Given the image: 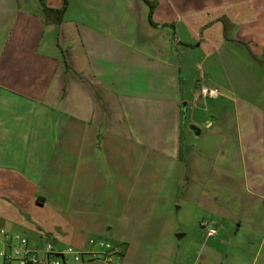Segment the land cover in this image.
<instances>
[{
  "label": "crops",
  "instance_id": "crops-1",
  "mask_svg": "<svg viewBox=\"0 0 264 264\" xmlns=\"http://www.w3.org/2000/svg\"><path fill=\"white\" fill-rule=\"evenodd\" d=\"M63 1L48 0L44 5L41 0H0V166L9 165L14 173L26 171L22 179L32 191L27 206L21 191H13L18 209L34 210V216H26L36 219V210L50 208L53 221L45 232L81 252H90L92 231L116 233L121 241L119 259L131 264L134 205L147 202L139 195L174 168L182 173L187 169L193 187L202 183L222 187L224 208H215L213 215L224 220L229 233L240 239L257 235L256 245L229 247L234 257L240 264H264V167L249 160L260 156L262 161L264 150L252 153L239 121L241 113L255 110V102L248 94L239 100L227 97L236 88L216 74L214 61L209 74L218 81L212 82L220 87V96L199 97L200 76H191L199 64L181 62L186 53L176 45V28L183 16L176 15L181 9L172 1L67 0L57 24L56 15H47L45 9H59ZM147 2L153 5L152 14ZM237 18L234 13L227 18L234 30H223L220 23L209 29L212 42L215 36L218 44L207 57L215 58L224 74L223 58L229 66L235 53L247 56L251 51L253 59L262 51L264 34H258L262 31H255L256 36L244 32ZM196 27L188 23L190 39L196 37ZM233 42L238 45L232 47ZM69 48L74 52L65 55ZM176 58L180 62L175 63ZM257 64V69L263 65ZM183 73H188L187 79ZM190 77L195 79L192 85ZM188 113L191 120L186 123ZM256 117L262 122L256 124L258 146L263 144L264 110ZM40 130L51 145L41 152L24 146L34 145ZM62 137L64 142L59 141ZM46 151L48 157L40 159ZM104 188H110L107 195ZM71 191L77 192L73 200ZM218 195L211 194L214 202ZM3 215L0 225L6 229L33 231L20 217L6 210ZM100 217L106 221H97Z\"/></svg>",
  "mask_w": 264,
  "mask_h": 264
},
{
  "label": "rangeland",
  "instance_id": "rangeland-1",
  "mask_svg": "<svg viewBox=\"0 0 264 264\" xmlns=\"http://www.w3.org/2000/svg\"><path fill=\"white\" fill-rule=\"evenodd\" d=\"M63 1V0H61ZM174 6H178L181 10L176 13L177 16L183 18L182 25L176 28V45L182 48L185 51V55L181 57V62L183 60V66H187L192 60V63L199 64L198 69H195V66L191 69L192 75L195 79L198 78L197 83H199V97L203 99H209V97H204L201 94L202 88H207L211 91H216L218 97L220 96V87L214 84L215 81L214 75H210L209 69L211 61H214L213 64H216V74H220L222 78L228 79L229 84L234 88V91H228L227 97L231 99L241 98L247 94L251 97L253 103L255 104V110L250 111L249 109L244 111L239 115V121L241 125V130L245 129V134L247 136L246 146L250 147L252 153L256 151L261 152L264 150V137L260 139V142L263 141L262 145H256V141L259 140L256 138V124H261L262 122L258 119L257 113H261V110H264V88L262 83H264V36L260 42L262 51L258 57H253V52L247 51L246 55L235 53L232 55L233 59H229V66H227L226 58H223L224 63V72L220 71L219 63L215 58H209L207 55L216 50L215 46L217 43V38L213 36L214 42H212V36L209 35L210 28L214 27L215 24L220 23L223 30H234V27H231L227 18L234 15H237L238 24L242 26L243 31L246 33H255L258 32L259 35L264 34V0H170ZM41 2L47 5L48 0H41ZM59 0H50V3L56 4ZM64 2V1H63ZM237 2H243V4H237ZM62 7V6H61ZM59 7V9L61 8ZM244 8V10H234L235 8ZM246 8V9H245ZM57 10V9H56ZM188 23H196L197 31L196 37L193 36L191 39L188 36ZM257 26L255 27V24ZM260 27V28H259ZM237 28V27H236ZM235 28V29H236ZM256 28V29H255ZM237 31V29H236ZM256 36V33L253 34ZM211 40V41H210ZM252 43V42H251ZM254 44V43H253ZM252 44V45H253ZM175 45V44H174ZM175 45V47H177ZM211 45V46H210ZM238 45L236 42L232 43V47ZM248 44L251 50H256V47H252ZM255 45V44H254ZM253 45V46H254ZM214 46V47H213ZM242 47V46H241ZM78 45L74 46L76 50ZM244 52L245 49H239ZM253 50V51H254ZM73 49L64 50L65 55L68 52H71ZM192 56V59L190 57ZM251 56V58H250ZM68 57V56H67ZM66 60V59H65ZM69 60V57H68ZM175 60V59H174ZM257 61L262 62L260 69L255 67ZM175 63L180 62L179 58H176ZM258 65V64H257ZM234 68V69H233ZM190 73V72H189ZM188 74V73H187ZM183 73L184 78H188V75ZM191 74V73H190ZM209 78V81H208ZM185 79V80H186ZM193 77L189 78V85H192L194 81ZM241 82V84H238ZM202 86V87H201ZM253 88V89H252ZM185 89H188L186 87ZM191 117L190 113L186 116V123L190 122ZM186 128L184 131L187 133ZM190 129V126H189ZM20 130V129H19ZM56 131H53L52 134H55ZM41 136L33 137L35 138L34 145H28L24 143L29 149L38 148L39 151H43L44 148H48L51 144L42 138L45 133L40 130ZM244 134V133H243ZM186 136L183 137L184 147ZM58 138V137H57ZM65 139L62 137L59 141ZM246 140V139H245ZM44 142H47L44 144ZM61 142H64L61 141ZM254 147H252V143ZM250 143V145H249ZM29 146V147H28ZM32 147V148H31ZM119 148H123L120 145ZM192 151L191 148H187V151ZM185 151V150H184ZM46 151L40 159H45L48 157ZM255 153V152H254ZM264 155V154H263ZM247 159L249 155L246 153ZM249 160L254 163L256 166L264 167V156L261 161L260 156L253 157L250 156ZM102 162L107 164V160L102 158ZM74 165V163H72ZM0 181H2L0 186V220L4 217V211L10 212L11 215L20 217L23 220L25 226H30L32 232L25 233L23 230L14 229L13 231L6 229L0 225V228L4 229L11 234H19L26 237L30 243H37L38 246L44 248L46 244H51L55 248L61 250L68 247H75L64 241V238L55 237L45 232L48 224L53 221V218H50L52 211L49 209H38L35 211V218L32 219L26 216H34V210L28 212L20 211L14 202L13 198L17 195L13 194V191L18 188L21 192L20 194L23 197L24 206H27V196L31 194L32 191L29 189V185L23 182V176H27L26 171L13 172V167L9 165L0 166ZM215 167V165H213ZM211 166H209V170ZM182 173V169L174 168L173 172L169 175H162L157 180L154 179V183L158 184L151 187L146 193H142L139 196L146 197L147 202H136L134 205V233L131 234V245L133 247V254L130 256L131 264H240L238 257H234L233 251L229 250V247L233 245H247L249 242L253 245H256L257 235L255 234H244L243 237L237 238L235 233H229L227 227L224 224V220L219 218V216L213 215V210L215 208H224V197L222 187L208 185V183L192 186L191 180L186 176L188 170ZM21 172V173H19ZM208 172V171H207ZM22 176H21V175ZM181 174H184L185 177L181 179ZM6 179L3 182V179ZM2 179V180H1ZM73 180H78L76 176H73ZM17 182V187L10 184V182ZM22 182V183H21ZM213 182V180L211 181ZM5 183H7L6 190L4 188ZM191 183V184H190ZM189 184V185H188ZM9 185V186H8ZM110 188H104L103 194L107 195L106 191ZM213 191L217 192L219 195L218 202H214L211 194ZM77 196V192L74 193L71 191L69 193L70 200H73V197ZM163 199L160 201L159 199ZM143 200V198H142ZM144 201V200H143ZM106 202L103 203V206ZM215 207H213V206ZM212 209H211V208ZM159 216V218H157ZM156 218V219H155ZM95 221V220H92ZM97 221H106V219H97ZM85 222L91 224V219H86ZM84 222V223H85ZM1 224V223H0ZM93 224H91L92 226ZM32 226V227H31ZM210 228L216 230V232L221 234L218 236L208 237V231ZM42 232V233H41ZM88 241V250L98 252L101 254L102 249L99 246L91 245L90 241L94 240L96 243L100 241H106L113 247H121V241L116 237V233H90ZM181 236V238H179ZM61 239L58 241V239ZM76 249V247H75ZM77 250V249H76ZM80 251V250H79ZM121 251V250H120ZM85 262L81 264H106L99 255L98 259L89 261L87 258L86 252ZM227 256V258H226ZM251 258H249L250 260ZM253 261V259H252ZM257 262V261H256ZM256 262L254 264H256ZM4 261L0 258V264H3ZM68 264H75L70 257ZM114 264H123L121 259H115ZM253 264V262H249Z\"/></svg>",
  "mask_w": 264,
  "mask_h": 264
},
{
  "label": "built area",
  "instance_id": "built-area-1",
  "mask_svg": "<svg viewBox=\"0 0 264 264\" xmlns=\"http://www.w3.org/2000/svg\"><path fill=\"white\" fill-rule=\"evenodd\" d=\"M201 94L209 98L218 96L216 91H211L207 88H202ZM207 233L210 237L217 235L216 230L213 228H210ZM90 244L99 246L102 251L101 254L94 251L87 252L89 253L87 254L89 261L96 260L101 255L106 264H114L115 259L121 257L120 249L111 246L106 241L96 243L91 240ZM70 257H72L75 264L85 262V254L73 247L61 250L51 244H46L42 248L37 243H30L22 235L11 234L0 228V258L4 261L3 264H68Z\"/></svg>",
  "mask_w": 264,
  "mask_h": 264
},
{
  "label": "trees",
  "instance_id": "trees-1",
  "mask_svg": "<svg viewBox=\"0 0 264 264\" xmlns=\"http://www.w3.org/2000/svg\"><path fill=\"white\" fill-rule=\"evenodd\" d=\"M151 8V14L153 12V5L152 3L150 2H147ZM66 7H67V0H64L63 2V6L60 8V9H57V10H53V9H45V13L48 15V14H54L56 15V23L59 24L61 21H62V18H63V15L66 11ZM150 14V15H151Z\"/></svg>",
  "mask_w": 264,
  "mask_h": 264
},
{
  "label": "water",
  "instance_id": "water-1",
  "mask_svg": "<svg viewBox=\"0 0 264 264\" xmlns=\"http://www.w3.org/2000/svg\"><path fill=\"white\" fill-rule=\"evenodd\" d=\"M191 129H192L195 133H198L197 128H195L194 126H191Z\"/></svg>",
  "mask_w": 264,
  "mask_h": 264
}]
</instances>
